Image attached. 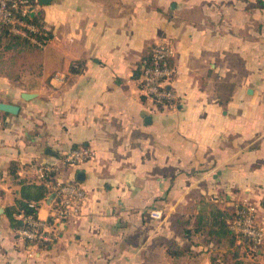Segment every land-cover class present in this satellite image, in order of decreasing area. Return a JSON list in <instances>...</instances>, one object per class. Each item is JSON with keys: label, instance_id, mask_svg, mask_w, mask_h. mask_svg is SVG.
Segmentation results:
<instances>
[{"label": "crops", "instance_id": "1", "mask_svg": "<svg viewBox=\"0 0 264 264\" xmlns=\"http://www.w3.org/2000/svg\"><path fill=\"white\" fill-rule=\"evenodd\" d=\"M41 12L45 47L0 45V101L20 106L0 110V264H264L240 237L197 229L207 202L252 204L264 221V0H51ZM162 41L176 100L158 105L139 77ZM80 145L93 157L65 161ZM39 166L87 191L48 246L6 212L20 179L44 181Z\"/></svg>", "mask_w": 264, "mask_h": 264}, {"label": "built area", "instance_id": "2", "mask_svg": "<svg viewBox=\"0 0 264 264\" xmlns=\"http://www.w3.org/2000/svg\"><path fill=\"white\" fill-rule=\"evenodd\" d=\"M42 3L39 0H0V28L6 27L12 34L26 38L36 47H45L52 37V30L46 22L38 18ZM174 48L170 42H157L150 55L143 59L140 74V87L156 104H173L176 93L170 87L174 73L172 58ZM94 150L88 145L72 147L65 155V161L74 164L93 157ZM39 177L50 183L54 167L39 166ZM52 184V203L48 218L19 215L27 226L18 228L24 238L36 243L53 242L59 236L62 226L72 216L78 214L85 200L87 191L78 179H58ZM153 217L159 218L158 209L151 211ZM232 228L240 238L247 237L253 250H264V221L257 215L256 206L248 204L238 209L231 221Z\"/></svg>", "mask_w": 264, "mask_h": 264}, {"label": "trees", "instance_id": "3", "mask_svg": "<svg viewBox=\"0 0 264 264\" xmlns=\"http://www.w3.org/2000/svg\"><path fill=\"white\" fill-rule=\"evenodd\" d=\"M38 18L43 20L42 12L41 15H38ZM0 45H3L6 49L13 48L16 45L36 47L26 38L10 33L4 26L0 28ZM71 69L72 71H76L74 65H72ZM11 173L16 176L14 166L11 168ZM52 179L53 178H51V180ZM20 183L21 188L19 196L16 197L13 205L6 208L11 225L15 228L27 226V222L23 217H18V215L23 213L24 216H37L39 201L51 192L48 183L45 181L35 182L20 179ZM243 207L244 206H240L238 209ZM238 209L235 212H230L219 207L215 203L207 202L198 214L197 229L204 228L207 233L213 234L220 239H226L229 243H234L239 236L232 228L231 221L232 218L237 215ZM25 239L28 242L32 241L28 238ZM241 239L249 244V239L247 237H242ZM50 243L52 242H39L41 246H48Z\"/></svg>", "mask_w": 264, "mask_h": 264}, {"label": "water", "instance_id": "4", "mask_svg": "<svg viewBox=\"0 0 264 264\" xmlns=\"http://www.w3.org/2000/svg\"><path fill=\"white\" fill-rule=\"evenodd\" d=\"M39 1L42 4H45V3H49L51 0H39ZM22 96L26 99H29L35 96V92L24 91ZM19 109H20V106L17 103L8 102V101H0V110L16 114L19 112ZM51 196H53V194ZM2 211H3V208L0 206V212Z\"/></svg>", "mask_w": 264, "mask_h": 264}, {"label": "rangeland", "instance_id": "5", "mask_svg": "<svg viewBox=\"0 0 264 264\" xmlns=\"http://www.w3.org/2000/svg\"><path fill=\"white\" fill-rule=\"evenodd\" d=\"M5 54L8 56V60L11 59L12 56H15L14 55L15 53L12 50H9V52H5ZM6 64H8V62H6L5 64L2 63V65H6ZM9 66H10V64H9ZM234 217L232 218V220L234 219Z\"/></svg>", "mask_w": 264, "mask_h": 264}]
</instances>
